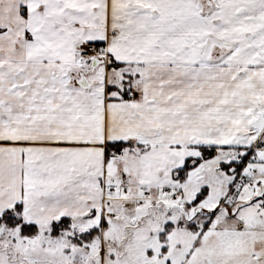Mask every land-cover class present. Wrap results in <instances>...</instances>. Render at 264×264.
<instances>
[{"label":"snow or ice","instance_id":"snow-or-ice-1","mask_svg":"<svg viewBox=\"0 0 264 264\" xmlns=\"http://www.w3.org/2000/svg\"><path fill=\"white\" fill-rule=\"evenodd\" d=\"M0 264H264V0H0Z\"/></svg>","mask_w":264,"mask_h":264}]
</instances>
